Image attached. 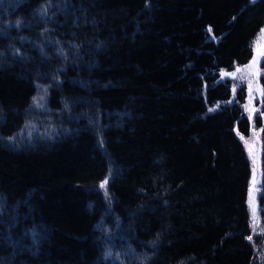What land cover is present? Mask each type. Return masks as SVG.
<instances>
[{
  "label": "trees",
  "instance_id": "16d2710c",
  "mask_svg": "<svg viewBox=\"0 0 264 264\" xmlns=\"http://www.w3.org/2000/svg\"><path fill=\"white\" fill-rule=\"evenodd\" d=\"M263 26L264 0H0V264H264V95L249 117L220 74Z\"/></svg>",
  "mask_w": 264,
  "mask_h": 264
},
{
  "label": "rangeland",
  "instance_id": "374dc122",
  "mask_svg": "<svg viewBox=\"0 0 264 264\" xmlns=\"http://www.w3.org/2000/svg\"><path fill=\"white\" fill-rule=\"evenodd\" d=\"M253 55L250 58L249 62L245 65L236 66L232 70L221 71V77L226 78L230 77L235 81H239L240 83L246 84L245 89V101L243 103L244 112L250 117L253 113L258 110V105L256 102L260 100V98L264 95L262 84L259 81V76L261 74V63L264 59V26L257 33L254 44H253ZM250 135L245 138L241 136L245 141V147L247 150V155L249 161L251 162V178L249 180V187L247 191V206L249 207V213L251 217V228H255L256 232L261 230L260 225V216H258V205H257V196L260 188V140L257 138L258 131L251 127ZM263 234V233H262ZM105 236L102 239L103 249H105L106 244H108V248L111 247V237ZM264 239V236H263ZM107 249V248H106ZM111 254H115V256H119L118 252H112ZM109 254V257L110 255ZM121 254L125 255L124 249ZM104 256V255H103ZM120 257V256H119ZM118 257V258H119ZM132 264H139L138 260H132Z\"/></svg>",
  "mask_w": 264,
  "mask_h": 264
},
{
  "label": "snow or ice",
  "instance_id": "6c2138e0",
  "mask_svg": "<svg viewBox=\"0 0 264 264\" xmlns=\"http://www.w3.org/2000/svg\"><path fill=\"white\" fill-rule=\"evenodd\" d=\"M210 111H211V109H210ZM101 187H103V185H101Z\"/></svg>",
  "mask_w": 264,
  "mask_h": 264
}]
</instances>
